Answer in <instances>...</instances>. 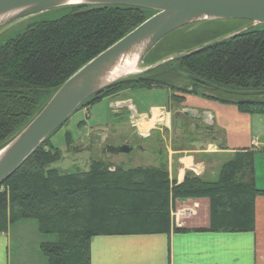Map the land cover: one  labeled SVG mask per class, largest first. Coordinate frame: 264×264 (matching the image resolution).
<instances>
[{
	"label": "trees",
	"instance_id": "trees-1",
	"mask_svg": "<svg viewBox=\"0 0 264 264\" xmlns=\"http://www.w3.org/2000/svg\"><path fill=\"white\" fill-rule=\"evenodd\" d=\"M65 8L67 12L60 18L32 22L22 34L0 45V147L31 120L69 76L155 13L124 5ZM248 24L247 20H212L183 26L162 38L143 62L152 65ZM164 39L169 40L167 51L151 57ZM183 81L189 89L176 88ZM202 84L240 92L264 91V24L198 53L121 79L85 100L78 109L125 89L167 86L202 95L196 91ZM171 98L180 103L184 99L175 94ZM235 104L241 111L264 114V103ZM155 132L159 143L161 133ZM50 136L0 184V233L16 222L34 220L40 234L56 237L53 242L40 244L47 264H90L89 243L94 235L163 230L170 221V201L177 198H208V230L254 228V198L264 190L255 186L250 150L223 162L214 180L186 171L177 183L169 177L163 155L151 166L127 168L106 159H92L87 170L62 173L52 167L60 153L54 146V150L47 147ZM65 137L67 144L71 143V133L67 131Z\"/></svg>",
	"mask_w": 264,
	"mask_h": 264
},
{
	"label": "crops",
	"instance_id": "crops-1",
	"mask_svg": "<svg viewBox=\"0 0 264 264\" xmlns=\"http://www.w3.org/2000/svg\"><path fill=\"white\" fill-rule=\"evenodd\" d=\"M125 95L111 100L113 114L120 116L129 112L128 121L132 125L134 118L129 111L132 107H117L123 101H130L138 114L136 119L142 133L148 134L153 125L167 123L169 116L163 103L138 104L134 103L130 93ZM183 97L179 111L189 117L187 119L198 131L193 134L187 131L189 135L181 140L180 146L168 143L164 132L160 131L162 141L159 143L163 147L157 148L159 143L155 141V146L146 148L154 154L155 164L163 155L169 177L177 183L183 180L186 171L205 180H214L223 162L232 159L236 153L250 150L254 174L255 154L264 152V114L244 112L234 102L202 95L186 93ZM163 106L164 110H161ZM149 121L152 122L148 129L142 130ZM215 132L219 138L214 136L209 142L202 143L203 136ZM137 134L133 136L139 139L141 133ZM116 136L113 134L107 144H130V135L122 136L120 140ZM192 138L194 141L190 142ZM137 146L144 149L141 144ZM253 215L251 231H211L208 230V198H177L170 201V221L163 230L94 235L89 243L90 264H264V194L255 196ZM16 224V229L12 224L6 232L0 233V264H32L34 261L47 264L39 247L42 242H53L56 237L40 234L35 221L23 220ZM13 237L16 238L14 246Z\"/></svg>",
	"mask_w": 264,
	"mask_h": 264
},
{
	"label": "water",
	"instance_id": "water-1",
	"mask_svg": "<svg viewBox=\"0 0 264 264\" xmlns=\"http://www.w3.org/2000/svg\"><path fill=\"white\" fill-rule=\"evenodd\" d=\"M73 5H124L153 10L155 13L69 76L31 120L0 147V184L46 138L58 130L85 100L109 85L172 59L198 53L250 27L264 24V0H0V28L53 8ZM212 20H247L249 24L190 51L168 56L136 72L138 64L166 35L189 24ZM127 61L135 62L134 71H121ZM196 91L213 99L234 103H264V91L240 92L209 84L198 86ZM123 106L130 108L131 102L123 101L117 105L118 108ZM129 111L134 119L138 117L134 110ZM131 150L132 145L124 142L105 144L102 153L117 155Z\"/></svg>",
	"mask_w": 264,
	"mask_h": 264
},
{
	"label": "rangeland",
	"instance_id": "rangeland-1",
	"mask_svg": "<svg viewBox=\"0 0 264 264\" xmlns=\"http://www.w3.org/2000/svg\"><path fill=\"white\" fill-rule=\"evenodd\" d=\"M67 12L65 7L53 8L42 13L26 17L24 19L17 20L8 24L5 27L0 28V45L7 41L10 38H14L19 34H22L27 25L38 21V20H55L63 16ZM169 40H163L156 48H154L153 52H151V57L156 56L155 54L162 53L167 51L166 46L168 45ZM146 68L145 63L142 61L138 64L137 71H141ZM180 83L179 85H175L176 88H184L189 89L190 85H185ZM162 90L157 87L153 88H137L134 90L125 89L116 93V96L110 97L105 96L93 105L89 107H83L76 110L69 119L51 136L48 144V148L54 150L56 147L60 153V158L55 163L52 164V167L57 168L62 173L73 172L77 170H87L90 164V160L92 159H106L112 163V165L121 164L124 167L130 168L135 166H151L155 165V159L150 152L146 150L151 145L155 146V131L164 132V137L168 139V143L173 145L180 146L181 140L187 139V134L185 132H189L191 134L197 133L198 130L194 128L192 125V121H189V117L185 116L182 112L179 111L181 109V104L177 100L169 99L171 95H184L186 93H182L179 90H171L170 88L162 87ZM128 91V92H124ZM124 92V94H123ZM130 93L134 103L148 105L151 103H163L166 106L167 113L169 116L167 123L161 122L159 125H153L150 129L143 128L142 130L150 132L147 134L142 133L139 129L140 124L137 119L131 122L129 119V112H125L120 116H116L111 112L110 102L111 100L119 99L120 97H124L125 94ZM120 95V96H119ZM126 96V95H125ZM169 97V98H168ZM132 111L135 109L131 104ZM161 110H164V106L161 107ZM156 111V110H155ZM144 125V124H142ZM141 125V126H142ZM139 126V127H138ZM71 133V140L69 144H67V140L65 137L66 132ZM137 133H141L139 139L134 138ZM113 134H117V138L120 140L122 136L130 135V144L132 145V150L129 153H120L117 155L103 154L102 147L104 144L110 142V138H112ZM106 135V136H104ZM143 136V137H142ZM218 137V132L215 133H207L202 137V143H207L213 137ZM103 138V140H101ZM151 139V140H148ZM194 139H190V142H193ZM141 143L144 149L138 148L137 144ZM155 143V144H153ZM181 143V144H180ZM51 145V146H50ZM157 148H160L163 145H156ZM73 147L77 148L76 150ZM155 152V151H154ZM156 154V152H155ZM254 180L257 188H264V152H257L254 157ZM28 221H33L32 219H28ZM18 223V222H16ZM14 224V228L16 229V225ZM13 228V229H14ZM14 231V230H13ZM43 236L50 237V234H44ZM55 236V235H54ZM13 239V246L15 242V237ZM39 251V249H38ZM34 252V251H32ZM15 263V262H14ZM32 264H42L40 261L32 262Z\"/></svg>",
	"mask_w": 264,
	"mask_h": 264
},
{
	"label": "bare ground",
	"instance_id": "bare-ground-1",
	"mask_svg": "<svg viewBox=\"0 0 264 264\" xmlns=\"http://www.w3.org/2000/svg\"><path fill=\"white\" fill-rule=\"evenodd\" d=\"M135 66H136L135 65V62H133V61H127L126 64H125V67L121 71L122 72L134 71ZM151 122L152 121H149L144 128H147L148 126H150L151 125Z\"/></svg>",
	"mask_w": 264,
	"mask_h": 264
}]
</instances>
